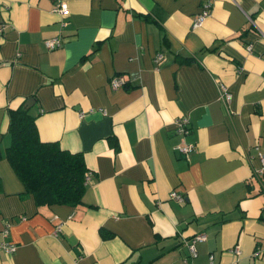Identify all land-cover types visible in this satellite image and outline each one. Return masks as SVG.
I'll return each instance as SVG.
<instances>
[{
  "label": "crops",
  "instance_id": "0c3cea01",
  "mask_svg": "<svg viewBox=\"0 0 264 264\" xmlns=\"http://www.w3.org/2000/svg\"><path fill=\"white\" fill-rule=\"evenodd\" d=\"M58 1L0 0V264H264V0ZM27 100L83 156L76 206L37 205L5 157Z\"/></svg>",
  "mask_w": 264,
  "mask_h": 264
},
{
  "label": "trees",
  "instance_id": "16d2710c",
  "mask_svg": "<svg viewBox=\"0 0 264 264\" xmlns=\"http://www.w3.org/2000/svg\"><path fill=\"white\" fill-rule=\"evenodd\" d=\"M7 114L10 143L5 157L25 193L37 205L79 204L88 173L82 154L64 150L56 142L41 141L29 106L9 108Z\"/></svg>",
  "mask_w": 264,
  "mask_h": 264
},
{
  "label": "built area",
  "instance_id": "2783aa9c",
  "mask_svg": "<svg viewBox=\"0 0 264 264\" xmlns=\"http://www.w3.org/2000/svg\"><path fill=\"white\" fill-rule=\"evenodd\" d=\"M210 8V4L209 3H204L203 7L200 11V13L195 17V19L193 20V24L194 26L199 25L204 17L208 14V10ZM53 11L57 12L58 14H60L61 17H66L69 13L68 7L66 5V3L62 0H59L55 6L53 7ZM45 45L47 48L52 49L56 46L59 45V37L58 36H53L51 38H48L45 40ZM163 60V55L159 52L156 53L154 58H153V62L155 64V66H158L159 63H161ZM110 84L112 88H116L118 86L121 85V80L117 77H111L110 78ZM219 89H220V97L222 98V100L224 101H228L230 100V93L227 91V89L225 88V86L221 83L219 84ZM174 128H175V132L177 134H186L188 132V118L186 116H180L178 118H176L174 120ZM193 148V144L191 143H180L176 146V149L183 155H186L189 153V151H191ZM258 158L260 160V167L256 169L257 174L259 175H264V153L261 151H258ZM90 173L86 174V181L89 178ZM174 198L176 199H181V197L176 194L173 193L172 194ZM6 231L4 230V233ZM205 239V236L203 234H196L193 239L190 241L189 244V250L191 252V254H194V245L193 242L196 240H203ZM15 249V245L12 243H8V242H0V250H3L4 252H12ZM234 252L236 254H239L240 251L239 249L236 247L234 249ZM257 253V252H255Z\"/></svg>",
  "mask_w": 264,
  "mask_h": 264
},
{
  "label": "water",
  "instance_id": "95a60500",
  "mask_svg": "<svg viewBox=\"0 0 264 264\" xmlns=\"http://www.w3.org/2000/svg\"><path fill=\"white\" fill-rule=\"evenodd\" d=\"M32 103H33L32 101L27 100V101L25 102V105H26V106H30Z\"/></svg>",
  "mask_w": 264,
  "mask_h": 264
}]
</instances>
